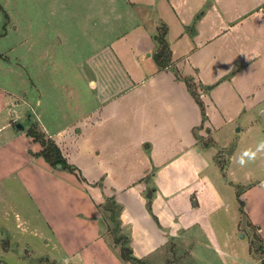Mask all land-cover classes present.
Returning <instances> with one entry per match:
<instances>
[{"label":"rangeland","instance_id":"1","mask_svg":"<svg viewBox=\"0 0 264 264\" xmlns=\"http://www.w3.org/2000/svg\"><path fill=\"white\" fill-rule=\"evenodd\" d=\"M125 1L0 0V88L13 93L17 102L15 108L10 107L15 124H11V128L3 131V134L1 131L0 137L4 136V132H20L17 126H21L25 134L32 129L46 138L43 132L39 131L40 123L43 122L40 111L49 114L53 118L52 121L63 125L69 131L77 122L73 129L82 132L85 130V120L79 121L81 117L90 113L91 119L97 118L108 113L109 107H112V110L117 107L111 112L113 116L105 120V129L110 128L117 132L112 138L116 160L124 162L128 159L134 165L133 170H125L126 178L139 176L129 190L132 198L136 193L141 195L147 211L153 218V224L156 222L161 231L169 227L162 223L160 217L164 212L170 211L176 219V231L181 233L184 228L182 224L188 220H184L186 215H176V205H170L176 203L177 192H189L196 196L198 193L203 197L207 190L205 189L203 194L201 191L197 192L200 184L212 181L222 199H232L235 192L236 195L241 193L249 183L264 181V105L253 106L251 111L250 106H244L248 110L238 120L220 122L214 120L224 119L223 114L222 117L216 118L209 116V122L205 123L208 122L206 125H210L212 133L210 139L200 142V146L210 147V152H204L200 146L194 147L191 153L194 158H187L183 162L195 164L176 166V146L173 151V143L176 140V115L172 111L173 108L176 109V104L164 102L163 95L158 94L154 87L155 82L161 79L157 77L158 71L165 68L169 74H164H173L177 80L193 78L178 75L168 62L167 50L159 61L156 60L162 49L156 39L158 33L148 32L151 35L147 38H141L143 31L135 33L137 27L150 31L155 22L158 28L163 27L161 18L158 19L157 13L148 5L155 7V4H165L167 0H133L135 4H143L131 8L133 13L125 6ZM120 35L124 39L115 41ZM134 42L137 48L131 49ZM107 46L115 51L133 87L111 101L107 107L97 108L95 85H92L94 78L89 73L92 69L86 61L96 56L99 62L103 61L102 65L105 67L107 59L100 56ZM234 64L233 62L232 67ZM164 66L166 67L163 68ZM237 69L239 64L233 71ZM106 76L111 78L109 74ZM162 82H168L167 78L163 77ZM38 101L40 107L37 105ZM197 103L201 108L200 100ZM237 130L239 132H236ZM68 140L70 144L66 150L52 142L59 148L63 157L69 156L75 168L85 172L86 162H82L78 147L80 144L76 146L72 143L75 137ZM148 143L151 146L156 143L161 148L159 150L173 158L156 160L148 166L145 160L140 158L141 151L147 157L151 155L150 148L145 149ZM103 160L112 159L106 154ZM14 161L18 163L13 164ZM5 162L8 164H4ZM18 165L20 166V157L16 153L0 150V262L75 264L66 260V254L60 247L62 241L58 239L57 234L54 239L53 234L45 227L44 216L38 212L30 197L33 188L25 189L22 184V176L25 175V179L31 176L24 174L25 167L21 171L20 168L18 171L14 170ZM53 169L54 174L63 172L57 168ZM64 172L70 174L72 169ZM30 184L32 183L28 186ZM34 189L36 197L37 188L34 186ZM52 195L61 209L62 206L68 208L69 205L59 202L60 197L56 196L54 191ZM129 195L127 192L126 196ZM120 196L121 192L110 194L113 198L104 206L109 210L108 213L104 212L107 224H101V231L107 235L110 229L107 237L110 250L116 249V238L119 241L118 246L130 249L132 256L139 261L136 264H224L222 261H226L227 257L220 252L225 249L222 243L227 241L228 234L235 245L232 248L235 252L240 253L249 244L250 247L252 244L258 245L255 242L256 236L253 235L256 227L247 225L246 213L239 211L240 231L235 230L234 218L238 212L234 203H231L226 213L219 211L217 215L210 217V222H207L211 225L209 232L198 231L197 228L186 230L187 234L190 233L199 239L205 234V239L202 240L213 250L198 246L195 237L186 235L184 240H176L173 236L168 237V243L163 244V241L159 244V234L152 230L154 225L147 224L149 228L135 227L133 232L129 227L121 225L120 208L113 204L120 200ZM70 200L74 202L75 199L70 196ZM47 213H50V210H47ZM139 217H142L141 212ZM215 239L220 241V252L215 249ZM114 255L118 259V255ZM244 256L245 254L240 255L244 260L242 263L248 264L250 260ZM258 256L260 257H254ZM260 258L263 259L264 256Z\"/></svg>","mask_w":264,"mask_h":264},{"label":"crops","instance_id":"2","mask_svg":"<svg viewBox=\"0 0 264 264\" xmlns=\"http://www.w3.org/2000/svg\"><path fill=\"white\" fill-rule=\"evenodd\" d=\"M124 3L131 12V8L143 5L135 4L133 0H126ZM148 6L157 13L158 19L161 18L163 27L158 28L155 22L151 25L150 31L137 27L135 33L143 31L141 38H147L151 35L148 32L159 34V30H162L163 41L168 51V62L179 76L194 79H184V83L175 79L173 74L169 76L165 68L158 71L157 77L161 79L155 82L154 87L158 94L163 95L164 102L176 104V109H172L176 115L174 119L176 140L173 143V151L176 146V166H193L195 163L189 164L183 161L187 158L193 159L194 156L191 155L193 148L200 146L201 141L210 139L212 128L206 125L209 122V116L213 115L216 118V116L222 117L223 114L224 119L214 121H233L238 120L248 110L244 106H250L249 111H251L253 106L264 105V0H167L165 4H155V7L149 4ZM121 38L124 39L120 35L114 40L118 42ZM136 38L137 36L135 41H137ZM156 39L158 40V36ZM135 47L137 48L136 42L130 48ZM115 54L110 46L103 49L100 57L107 59L105 67L102 65L103 61L99 62L96 56L86 61L92 69L89 73L94 78L92 85H95L97 108L107 107L111 101L133 87V83L126 75V70ZM233 62L235 64L232 67ZM238 64L239 69L233 71ZM165 72L168 74H164ZM106 74H109L111 78ZM162 76L166 77L168 82L163 83ZM8 92L10 91L0 88V132L2 131V134L3 131L11 128V124H15L10 107L17 106L16 96ZM198 100L202 104L201 108L198 106ZM37 105L40 107V101ZM108 110L104 116L100 115L97 118L91 119L90 113L81 117L79 121L85 120V130L82 132L73 129L77 126V122L69 131L63 125L52 121L53 118L49 114H44V111L39 113L43 120L39 131L43 132L45 140L54 141L66 150L67 145L70 144L68 139L75 137V142L72 141V143L76 146L80 144L78 147L81 159L82 162H86L88 170L85 172L75 168L69 156H64L72 173L58 171L59 173L54 174L52 171L55 170L36 155L42 150L41 144L29 137L28 133L25 134L24 129L20 131L17 128L20 132L16 133L4 132V136L0 137V150L12 151L20 157V166H16L14 170L18 171L20 168L21 171L25 167L24 174L31 176L27 179L25 175L22 176V184L25 189L33 188L30 197L38 208V212L44 216L45 227L53 234L54 239L57 234L58 239L62 241V245H58L64 250L66 260L75 264H122L109 249L108 232L106 235L104 231H101V224H107L104 212H109L104 206L111 200L110 198H113L110 194L114 192H121L120 200L113 204H117L120 208L122 226L129 227L133 232L135 227L149 228L147 224L154 225L141 195L136 193L132 198L129 191L139 176L126 178L125 170H133L134 165L128 159L124 162L116 160V152L112 147L114 143L112 138L116 131L110 128L105 129L107 127L105 120L110 119L113 116L111 112L114 111L112 107ZM262 114L264 116V112ZM206 121L208 122L205 123ZM148 144L145 149L150 148L151 155L147 157L143 151L140 152V158L144 159L148 166L156 160L173 158L163 150H159L161 148L156 143H154L155 146ZM200 147L204 152H210V147ZM106 154L112 160L104 161ZM15 163L18 162L14 161L13 164ZM29 183L32 184L28 186ZM205 183H199L200 187L197 191L203 194L206 189L207 193L203 194V197H200L197 192V196L189 192H177L176 203H170V205H176L174 210L176 215H182V217L186 215L184 220L187 219L188 222L182 224L184 228L180 233L176 231V219L173 214L170 211L164 212L160 220L169 229L161 231L156 222L152 229L159 234V244L163 241V244L168 243L167 240L173 236L176 240H184L186 235L195 237L198 246L213 250L202 240L205 239V234L199 239L190 233L187 234L186 230L197 228L198 231L209 232L211 225L207 222H210V217L217 215L219 211L226 213L231 203H234L238 212L234 218V227L235 230L240 231L238 216L241 201L242 212L248 216L247 225L256 227L253 235L256 236L255 241L258 246L264 251V181L249 183L239 197L236 192H233L232 199H222L212 181ZM34 186L37 188L36 197ZM53 191L60 197L59 202L69 205L68 208L66 206H62L63 209L60 208L52 195ZM127 192L130 193L129 196H126ZM70 196L75 199L74 202L70 200ZM47 210H50V213H47ZM142 239L145 240V237ZM218 241L219 239H215V249L220 252ZM142 245L146 247L144 242ZM222 246L225 249L220 253L227 257L226 261H222L224 264H243L241 254H245L244 257L250 260L248 264H264V258L254 257L260 255L256 252V246L250 247L249 244L240 253L235 252L232 249L235 245L229 234ZM0 264L5 263L1 261Z\"/></svg>","mask_w":264,"mask_h":264},{"label":"trees","instance_id":"3","mask_svg":"<svg viewBox=\"0 0 264 264\" xmlns=\"http://www.w3.org/2000/svg\"><path fill=\"white\" fill-rule=\"evenodd\" d=\"M158 43L160 46H162V49L160 50V52L156 56L157 61L160 60L161 56L164 55L166 50H167L166 44L163 41V34H161V30H159ZM166 56H167V54H166ZM165 67L166 66H164L163 68H165ZM188 86H189V84H188ZM27 133H28L29 137L33 138V140L35 142H39L42 146V150L38 154H36L38 157H41L46 163H48L53 168H56L57 165L61 166L60 169L62 171L68 170L70 168L69 164L67 163L65 158L62 156L61 151L52 141L45 140V138L42 134H38L37 132H35L32 129L28 130ZM237 194H238L237 196L239 197L240 193H237ZM239 203H240V211L242 212L243 204L241 201ZM108 232L110 233V229L108 230ZM115 241L116 242L114 243V245L115 244L117 245L115 247L116 249H111V250L114 252V254L118 255L117 257L122 263L131 262L132 264H136L137 262H139L135 257L132 256L130 249H128L126 247L118 246L119 241H117L116 238H115ZM255 242H257V241H255ZM253 246H255V245H253ZM256 249H257L256 250L257 254H260V256L263 257L264 256L263 249L258 245L256 246Z\"/></svg>","mask_w":264,"mask_h":264},{"label":"water","instance_id":"4","mask_svg":"<svg viewBox=\"0 0 264 264\" xmlns=\"http://www.w3.org/2000/svg\"><path fill=\"white\" fill-rule=\"evenodd\" d=\"M20 130H22L23 129V127H21V126H17ZM57 168L58 169H60L61 168V166L60 165H57Z\"/></svg>","mask_w":264,"mask_h":264}]
</instances>
